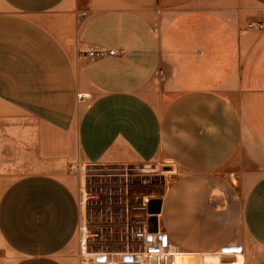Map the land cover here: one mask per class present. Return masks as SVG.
Instances as JSON below:
<instances>
[{
    "label": "crops",
    "instance_id": "crops-1",
    "mask_svg": "<svg viewBox=\"0 0 264 264\" xmlns=\"http://www.w3.org/2000/svg\"><path fill=\"white\" fill-rule=\"evenodd\" d=\"M78 159L169 161L191 263L264 264V0H0V264H81Z\"/></svg>",
    "mask_w": 264,
    "mask_h": 264
},
{
    "label": "built area",
    "instance_id": "built-area-1",
    "mask_svg": "<svg viewBox=\"0 0 264 264\" xmlns=\"http://www.w3.org/2000/svg\"><path fill=\"white\" fill-rule=\"evenodd\" d=\"M249 28L262 24L249 22ZM118 54L115 48H106L90 46L81 55L88 62H95L108 56ZM158 76H163L164 71L158 69L155 71ZM74 166H72L73 168ZM133 170L129 165L117 164H97L88 163L84 168H80L77 175L78 182V205L80 209V219L78 225L79 239L81 245V264H181L180 260L185 259L191 263L192 256L186 254L182 247L172 241L168 234L157 225L150 221L148 213L149 197H146L143 205L138 206L144 211L143 218L135 219L122 226L120 234H126L129 241L126 249L115 251L105 250L102 247L99 250L89 251L90 241H94L103 232V228L93 232L90 228L95 219L103 221L106 219L113 223L118 218L125 219L129 214V193L131 185L130 173ZM127 210V211H126ZM114 228H111V233ZM85 244V247H84ZM92 247V246H91ZM93 248V247H92ZM88 250V255L84 253ZM242 246H230L223 248V253H241ZM88 256H91L88 259Z\"/></svg>",
    "mask_w": 264,
    "mask_h": 264
},
{
    "label": "rangeland",
    "instance_id": "rangeland-1",
    "mask_svg": "<svg viewBox=\"0 0 264 264\" xmlns=\"http://www.w3.org/2000/svg\"><path fill=\"white\" fill-rule=\"evenodd\" d=\"M12 141L13 139H7V145L11 146L10 149L12 153L9 155L15 160V162L11 164L17 166V148L14 147L17 145ZM14 150H16V152H14ZM87 164L88 163L82 159H78L69 166L67 171L77 176L80 168H84ZM72 166L74 167L72 168ZM130 167H133V170H128L131 181L128 191L132 194H129V200L127 202L130 205L129 211L126 210L129 216L125 217V219L117 217L113 223H109L106 219L103 221L95 219L90 225L92 231L97 232L101 228L104 230L102 233L100 232L95 241L91 239L89 251H92V249L99 250L102 247H104L105 250L120 251L126 249L129 243L132 244V242L128 240L126 234L122 238L119 232L120 229L122 226H126L127 222L143 218L144 211L137 207L143 205L146 197L153 198L160 195L177 175L174 166L169 161H156L147 165L132 164ZM111 228H114L113 233H111ZM78 242L80 259H82L80 239ZM90 257L91 256H88V259Z\"/></svg>",
    "mask_w": 264,
    "mask_h": 264
},
{
    "label": "water",
    "instance_id": "water-1",
    "mask_svg": "<svg viewBox=\"0 0 264 264\" xmlns=\"http://www.w3.org/2000/svg\"><path fill=\"white\" fill-rule=\"evenodd\" d=\"M160 198H151L148 202V213L150 214V221L154 225V228H157V214L160 211Z\"/></svg>",
    "mask_w": 264,
    "mask_h": 264
},
{
    "label": "bare ground",
    "instance_id": "bare-ground-1",
    "mask_svg": "<svg viewBox=\"0 0 264 264\" xmlns=\"http://www.w3.org/2000/svg\"><path fill=\"white\" fill-rule=\"evenodd\" d=\"M84 247H85V244H84ZM84 253L86 255H88V250H84ZM185 259H187L186 257L185 258H182V260H180V263L183 264V261H185ZM189 264H192V263H189Z\"/></svg>",
    "mask_w": 264,
    "mask_h": 264
}]
</instances>
